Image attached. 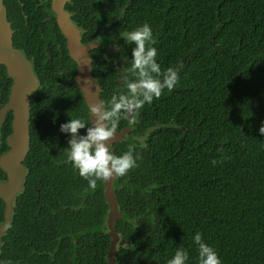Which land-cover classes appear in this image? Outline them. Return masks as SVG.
<instances>
[{
  "label": "trees",
  "instance_id": "1",
  "mask_svg": "<svg viewBox=\"0 0 264 264\" xmlns=\"http://www.w3.org/2000/svg\"><path fill=\"white\" fill-rule=\"evenodd\" d=\"M108 2L120 3L121 32L150 26L162 72L175 67L179 76L171 91L144 104L155 127L149 156L139 158L149 170L116 180L139 219L116 225L129 242L123 252L134 255L122 263L167 264L184 249L186 264H199L193 237L201 233L221 264H264V0ZM14 3L4 0L8 20ZM12 28L15 48L40 45L37 34ZM70 100L85 109L80 92ZM40 101L37 92L31 105Z\"/></svg>",
  "mask_w": 264,
  "mask_h": 264
},
{
  "label": "flooded vegetation",
  "instance_id": "2",
  "mask_svg": "<svg viewBox=\"0 0 264 264\" xmlns=\"http://www.w3.org/2000/svg\"><path fill=\"white\" fill-rule=\"evenodd\" d=\"M10 7L12 20H8V16L7 20L12 43L14 27L20 32L26 29L29 35L37 34L40 45L31 41L29 50L17 48L27 56L37 83L29 97L30 141L22 161V185L10 201H0V264H108L106 257L112 240L121 242L115 264L134 259V255L123 252L129 242L117 232L116 225L124 216L129 221L139 222L138 210L134 204H128L127 199L119 198L122 185L116 183L118 177L113 178L112 188L119 219L112 225L107 221L104 181H97L98 199L86 200L85 196L89 197L94 190L66 159L71 134L62 133L60 125L77 118L79 112L90 126V111L75 82L77 64L68 55L67 41L60 31L52 0H15ZM61 9L78 31L80 43L84 47L92 46L88 51L91 76L98 86L99 101L107 103L115 92L124 90L123 76L135 79L130 71L135 45L126 39L132 30H120L123 19L120 3L111 6L108 0H66ZM12 85L13 79L8 77L5 66L0 65V112L9 101ZM37 92L41 93V101L31 105V98ZM78 92L82 95L84 110H78L70 100ZM144 106L134 125L121 118L117 129V133L123 131L121 142L113 143L111 150L120 156L118 145L126 143L130 137L133 155L138 158L137 166L132 169L135 173L149 170L148 164L142 165L145 160L139 158L149 156L147 142L155 128L150 125L151 117L144 114ZM13 118V111L7 110L0 123V158L10 149L8 138ZM79 134H86V129ZM6 180L8 176L0 167V182ZM141 228L135 226V229Z\"/></svg>",
  "mask_w": 264,
  "mask_h": 264
},
{
  "label": "clouds",
  "instance_id": "3",
  "mask_svg": "<svg viewBox=\"0 0 264 264\" xmlns=\"http://www.w3.org/2000/svg\"><path fill=\"white\" fill-rule=\"evenodd\" d=\"M126 39L135 45L130 69L135 79L123 76L124 90L115 92L107 103L99 101L90 106V114L94 117L91 126L82 119L74 118L61 124L59 129L62 133L71 134L67 161L81 177L88 180V187L92 190L96 189L97 181L123 177L137 166L132 146L120 156L110 150L108 141L114 139L121 118L134 125L144 104L151 103L153 98L158 99L165 88L171 91L179 79L175 68L162 72L156 61L157 49L151 46L155 41L148 24L130 31ZM81 129H86V134H79ZM259 133L264 135V125L259 128ZM212 163L215 165L217 161L213 160ZM193 241L198 245L199 264H221L217 252L203 242L201 233H196ZM187 260V252L177 249L167 264H186Z\"/></svg>",
  "mask_w": 264,
  "mask_h": 264
},
{
  "label": "water",
  "instance_id": "4",
  "mask_svg": "<svg viewBox=\"0 0 264 264\" xmlns=\"http://www.w3.org/2000/svg\"><path fill=\"white\" fill-rule=\"evenodd\" d=\"M66 0H52V8L57 14V22L63 37L67 41V50L70 58L77 64L75 82L83 93L88 109L99 102L98 86L94 82L91 72L88 51L92 46L84 47L80 43L78 31L72 26L68 15L61 9ZM0 65L5 66L9 78L13 79L9 101L0 112V123L5 111H13L12 133L8 138L9 151L0 158V167L7 174L8 180L0 182L1 199L10 201L22 185L24 168L22 161L29 149V97L36 87V77L24 51L13 46L12 30L7 20L6 8L0 0ZM90 126L94 117L89 113ZM123 131L116 133L114 139L108 141L110 150L113 143L121 142ZM113 179L105 183V200L108 203L107 221L114 224L119 219L116 209L117 198L112 188ZM121 242L112 240L106 260L108 264H115V255L118 253Z\"/></svg>",
  "mask_w": 264,
  "mask_h": 264
}]
</instances>
